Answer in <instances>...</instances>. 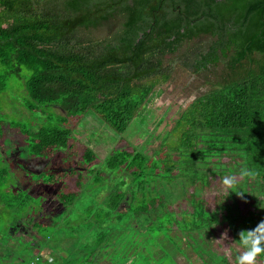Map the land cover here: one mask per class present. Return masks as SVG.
Listing matches in <instances>:
<instances>
[{"label":"trees","instance_id":"1","mask_svg":"<svg viewBox=\"0 0 264 264\" xmlns=\"http://www.w3.org/2000/svg\"><path fill=\"white\" fill-rule=\"evenodd\" d=\"M126 4L124 0H0V94L9 78L23 77L29 112L42 113L49 107L58 111L49 112L45 124L34 131L22 129V143L30 156L47 159L70 149L71 117L77 115L78 122L90 111L123 133L156 86L170 78L176 57L186 55L185 67L214 77H205L211 87L174 120L177 143L172 150L179 160L168 155L156 160L163 145L150 155L132 148L106 159L108 168L129 175V192L114 188L94 214L90 209L87 253L80 250L62 260L53 256L54 264H140L136 252L128 256L117 249L110 258L107 249L120 243L113 236L119 233L126 207L135 220L143 219L137 229L144 232L145 243L156 240V253L153 245L142 250L153 256L146 264H154L155 255L156 264H180L176 253L186 264H194L187 251L201 264H228L212 245L217 225L225 224L240 248L239 232L264 220L260 199L264 197V0H180V13L161 10L154 24L147 20L141 1ZM100 29L102 35L97 33ZM205 37L210 39L206 47L199 41L193 47L182 46ZM22 68L29 74L22 75ZM218 68L220 73L215 74ZM1 124L0 120L3 145ZM96 159L89 148L80 157L84 163ZM243 166L256 172L235 188L245 192L244 198L233 189L224 190L214 209H207L200 193L210 179L221 180ZM71 176L60 171L41 181L55 185L58 200L71 204L82 185ZM177 178L183 181L182 192L189 194L183 210L159 188ZM22 198L15 194L4 204L23 205ZM92 227L97 230L91 232ZM94 253L97 261L91 259ZM79 254L89 256L78 261ZM233 255L235 260L239 254ZM258 261L264 264V256Z\"/></svg>","mask_w":264,"mask_h":264},{"label":"rangeland","instance_id":"2","mask_svg":"<svg viewBox=\"0 0 264 264\" xmlns=\"http://www.w3.org/2000/svg\"><path fill=\"white\" fill-rule=\"evenodd\" d=\"M97 33L103 34L101 29ZM196 41L184 42L182 46L193 47L194 43L201 42L200 45L203 43L206 47L210 39L205 37ZM181 51L184 53L183 49ZM175 60L170 78L156 86L141 112L123 133L115 132L94 112L82 115L78 122L75 120L77 115H74L69 124L74 136L69 142L70 149L63 148L47 159L28 155L22 143V129L34 131L45 124L49 112L58 111L49 107L43 108L42 113L29 112L25 108L29 99L25 78L12 76L7 80V87L0 94V120L5 137L3 145H0V264H44L50 255L62 260L80 250L87 253L85 248L91 236L90 232L86 231L90 209L94 214L96 208L104 203V199L114 188L129 192L131 181L126 171L107 167L106 159L110 155L130 151L132 148L143 149L150 155L163 145V150L155 154L156 160L165 155L172 158V161L179 160L180 157L172 150L177 143L176 132L172 128L174 120L182 108L211 87L205 77H214L207 72L195 74L185 67L184 65L189 63L186 55L176 57ZM219 73L218 68L215 74ZM21 74L28 75L29 71L22 68ZM85 148L94 152L97 157L95 161L84 163L80 160ZM60 171L71 172L72 180H81V192L71 204L58 200L55 185L46 186L41 181L49 174ZM174 173H178V170L175 169ZM182 182L177 178L170 183L164 182L163 186L159 187L170 198L175 199L173 204L177 205L179 210L187 207L186 200L189 195L182 192ZM188 185L187 191L190 193L192 186ZM224 192L221 180L215 177L201 190L200 197L205 207L212 210ZM15 194L27 198H22L25 200L23 205L19 201L13 202V206H6L4 202ZM128 200L129 193L125 201ZM124 210L126 214L123 213V220L119 221V233L113 236L120 240V243L107 248L110 258L118 249L128 253V256L136 252L141 256L139 263L146 264L153 256L142 250L145 247L148 250L151 248L149 245H153V251L156 253V240L153 244H146L144 232L137 229L142 228L143 219L135 220L128 207ZM132 226L136 227V230ZM94 230L97 228L92 227L91 232ZM212 245L218 254L227 257L228 264H235L233 254H239L240 248L231 240L225 224L217 225ZM86 255L89 256L79 254L75 259L84 261ZM187 255L194 264H201L194 254L187 251ZM37 256L40 260L36 261ZM91 259L97 261V254H92ZM176 260L180 264H186L181 254L176 253ZM153 262L156 264V255ZM258 264L261 263L258 261Z\"/></svg>","mask_w":264,"mask_h":264},{"label":"clouds","instance_id":"3","mask_svg":"<svg viewBox=\"0 0 264 264\" xmlns=\"http://www.w3.org/2000/svg\"><path fill=\"white\" fill-rule=\"evenodd\" d=\"M256 172L243 166L238 173L228 174L221 178L225 191L233 189L236 194L244 198V191H236V186L244 179H252ZM232 191V192H233ZM264 199V197H260ZM240 252L235 259V264H258V259L264 256V220H261L254 228L241 230L239 232ZM47 264H54V258L48 256Z\"/></svg>","mask_w":264,"mask_h":264},{"label":"flooded vegetation","instance_id":"4","mask_svg":"<svg viewBox=\"0 0 264 264\" xmlns=\"http://www.w3.org/2000/svg\"><path fill=\"white\" fill-rule=\"evenodd\" d=\"M136 1H141L145 5V9L149 15L147 16V20H152L151 23L153 24L156 22V13H159L161 10L168 12L170 15H174L175 12L180 13V0H124V3H127L126 5H133Z\"/></svg>","mask_w":264,"mask_h":264}]
</instances>
